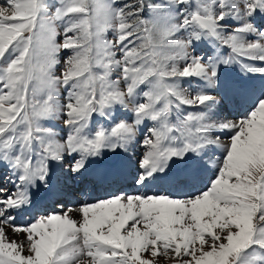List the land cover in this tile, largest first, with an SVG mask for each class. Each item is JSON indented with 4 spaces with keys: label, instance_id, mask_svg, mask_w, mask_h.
Masks as SVG:
<instances>
[{
    "label": "snow or ice",
    "instance_id": "obj_1",
    "mask_svg": "<svg viewBox=\"0 0 264 264\" xmlns=\"http://www.w3.org/2000/svg\"><path fill=\"white\" fill-rule=\"evenodd\" d=\"M0 264H264V0H0Z\"/></svg>",
    "mask_w": 264,
    "mask_h": 264
}]
</instances>
